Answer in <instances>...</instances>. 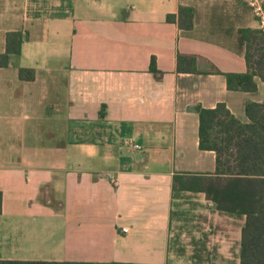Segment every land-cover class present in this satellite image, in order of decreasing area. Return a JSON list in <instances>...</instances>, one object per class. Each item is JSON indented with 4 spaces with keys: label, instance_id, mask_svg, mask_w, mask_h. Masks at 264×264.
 I'll list each match as a JSON object with an SVG mask.
<instances>
[{
    "label": "crops",
    "instance_id": "0c3cea01",
    "mask_svg": "<svg viewBox=\"0 0 264 264\" xmlns=\"http://www.w3.org/2000/svg\"><path fill=\"white\" fill-rule=\"evenodd\" d=\"M248 5L0 0V54L8 33L24 36L0 68V261L239 264L245 216L216 211L202 193L174 200L172 184L215 176V154L199 149L197 107L225 104L247 123L245 105L264 100L259 79L246 93L224 76L247 70L236 31L264 28ZM181 7L193 10L189 31L178 26ZM179 57L194 59V71ZM193 218L207 235L192 233L188 252L172 230Z\"/></svg>",
    "mask_w": 264,
    "mask_h": 264
},
{
    "label": "trees",
    "instance_id": "16d2710c",
    "mask_svg": "<svg viewBox=\"0 0 264 264\" xmlns=\"http://www.w3.org/2000/svg\"><path fill=\"white\" fill-rule=\"evenodd\" d=\"M264 16V0L262 3ZM194 13L191 8L181 7L178 26L189 31L193 28ZM168 21H174L168 16ZM24 36L21 32L6 35L5 52L0 54V68L10 64L12 57L20 55ZM236 43L246 62L244 74H225L228 90L255 93V79L264 84V31L241 28L236 31ZM194 71V59L179 57ZM150 70L156 72L154 62ZM181 70V69H180ZM29 70H20V79ZM199 118V149L215 154V176L176 175L173 178L172 197L180 199L186 192L202 193L215 205L216 211L245 221L239 243V264H264V100L262 103H247V123L236 119L225 104L214 109L197 107ZM2 194L0 192V212ZM201 256V255H200ZM198 254L195 258H200ZM198 258V259H199ZM0 264H72L53 262L0 261Z\"/></svg>",
    "mask_w": 264,
    "mask_h": 264
},
{
    "label": "rangeland",
    "instance_id": "374dc122",
    "mask_svg": "<svg viewBox=\"0 0 264 264\" xmlns=\"http://www.w3.org/2000/svg\"><path fill=\"white\" fill-rule=\"evenodd\" d=\"M247 8H249V12H248V15L251 16V18L253 19V21L261 26L262 22H264V19H262L255 11H254V8L251 7V6H247ZM193 199H196V198H193ZM186 200V199H185ZM197 202H185V201H181L179 204L181 206H185L184 209H188L189 207H192L191 205L193 204L196 205ZM188 205V206H186ZM195 215V214H194ZM190 219V218H189ZM205 226H203L202 223L199 222V220H195L194 218L191 219L188 223H185V224H180V225H176L174 226L172 232H173V238L174 239H177V242H178V246L180 249L184 250V251H192V244L191 242H193L190 238V235L192 233H200L199 237L201 238H204L206 235H207V232H203ZM209 232V230H208ZM212 239V238H211ZM210 239V240H211ZM210 242V241H209ZM211 245L209 244V248L212 247V243H215V242H212L211 240ZM202 245V244H201ZM201 248V247H200ZM212 249V248H211ZM210 249V250H211Z\"/></svg>",
    "mask_w": 264,
    "mask_h": 264
},
{
    "label": "built area",
    "instance_id": "2783aa9c",
    "mask_svg": "<svg viewBox=\"0 0 264 264\" xmlns=\"http://www.w3.org/2000/svg\"><path fill=\"white\" fill-rule=\"evenodd\" d=\"M247 3L249 4V6L254 8V11L262 18H263V14H262V10H261V6H260V2L259 0H247ZM264 31V28H262ZM136 149H140L139 146H134ZM123 232H126V229H123Z\"/></svg>",
    "mask_w": 264,
    "mask_h": 264
}]
</instances>
